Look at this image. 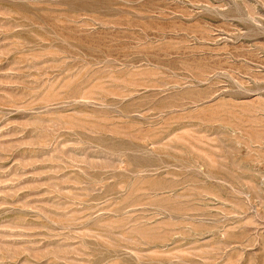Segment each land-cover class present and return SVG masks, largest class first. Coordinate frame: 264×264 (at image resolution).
<instances>
[{
  "label": "rangeland",
  "instance_id": "374dc122",
  "mask_svg": "<svg viewBox=\"0 0 264 264\" xmlns=\"http://www.w3.org/2000/svg\"><path fill=\"white\" fill-rule=\"evenodd\" d=\"M0 264H264V0H0Z\"/></svg>",
  "mask_w": 264,
  "mask_h": 264
}]
</instances>
